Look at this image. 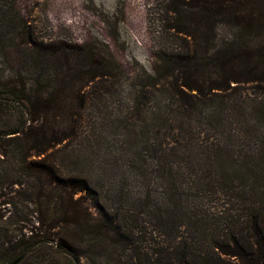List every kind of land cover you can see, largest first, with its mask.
Wrapping results in <instances>:
<instances>
[{"label":"trees","instance_id":"16d2710c","mask_svg":"<svg viewBox=\"0 0 264 264\" xmlns=\"http://www.w3.org/2000/svg\"><path fill=\"white\" fill-rule=\"evenodd\" d=\"M156 19L130 73L0 0V264H264V0Z\"/></svg>","mask_w":264,"mask_h":264},{"label":"rangeland","instance_id":"374dc122","mask_svg":"<svg viewBox=\"0 0 264 264\" xmlns=\"http://www.w3.org/2000/svg\"><path fill=\"white\" fill-rule=\"evenodd\" d=\"M15 1L36 33L45 39L90 42L100 48H109L117 62L130 73L133 67L139 69V65L150 67L153 40L160 31L156 17L163 0ZM243 139L244 148L256 149V140ZM15 205L6 204L7 211L0 219V238L6 231L17 233L11 221L26 209L20 200ZM123 260L135 264L130 255Z\"/></svg>","mask_w":264,"mask_h":264},{"label":"water","instance_id":"95a60500","mask_svg":"<svg viewBox=\"0 0 264 264\" xmlns=\"http://www.w3.org/2000/svg\"><path fill=\"white\" fill-rule=\"evenodd\" d=\"M21 259H22V256L18 257L17 259H15V260L13 261L12 264H17Z\"/></svg>","mask_w":264,"mask_h":264}]
</instances>
